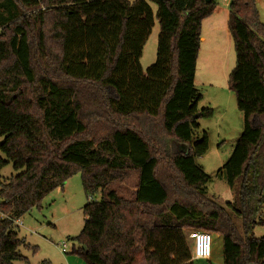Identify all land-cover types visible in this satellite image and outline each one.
<instances>
[{
    "label": "trees",
    "instance_id": "1",
    "mask_svg": "<svg viewBox=\"0 0 264 264\" xmlns=\"http://www.w3.org/2000/svg\"><path fill=\"white\" fill-rule=\"evenodd\" d=\"M215 9L214 0H0V166L21 171L0 184V264H29L16 222L75 173L87 203L71 254L86 264H193L191 231L221 238L222 264H264V236H252L264 225V25L254 0L228 3V89L243 127L219 172L233 201L209 198L195 164L208 139L193 143L194 116L213 112L198 109L194 77ZM131 175L127 196L111 189Z\"/></svg>",
    "mask_w": 264,
    "mask_h": 264
},
{
    "label": "rangeland",
    "instance_id": "2",
    "mask_svg": "<svg viewBox=\"0 0 264 264\" xmlns=\"http://www.w3.org/2000/svg\"><path fill=\"white\" fill-rule=\"evenodd\" d=\"M132 2L134 0H127ZM218 9H225L220 0H214ZM150 9L155 12V6L148 3ZM254 5L259 20L264 24V0H254ZM223 10L215 13L213 19L217 22L224 20L228 15ZM205 24V23H204ZM224 29V27L222 26ZM159 35L158 22L154 20L153 27L146 43L142 49L139 64L142 73L145 75L147 68L155 62L156 45ZM206 40L201 43L197 68L194 77V88L201 95L198 109H211L213 115L210 119H198L199 130L193 131V143L201 140L202 133L207 135L208 149L206 153L195 159V164L207 175L210 180L205 185V193L217 204L223 206L232 202L234 191L229 189L225 183L223 174H220L222 166L229 158L236 140L238 139L242 127L243 116L236 108L235 97L228 89V75L235 65V53L233 43L229 36V44L225 38L220 36L222 44L213 51V43L210 38V30L203 26L201 39ZM219 39V40H220ZM1 161H7L0 153ZM14 172L11 163L0 166V184H4L11 177L19 174ZM135 186L134 175L125 184H114L111 189H122L127 196ZM98 200V197L96 198ZM87 203L86 195L83 191L81 178L78 173L69 177L60 188L54 189L42 201L40 208H34L25 214L19 222L18 237L25 240L29 245L28 249H21V254L27 258L29 264H39L47 261L49 264H68V261L86 264L81 258L71 254L73 248L78 244L74 240L83 227L82 208ZM239 225L238 219H234ZM201 232V231H199ZM212 237L213 260L193 261V264H222V244L221 238L209 233ZM185 233V244L192 249V240L188 239ZM252 236L260 238L264 236V225L255 226ZM65 244L66 255L60 251V245ZM76 259V260H75ZM14 264H22L15 262Z\"/></svg>",
    "mask_w": 264,
    "mask_h": 264
},
{
    "label": "built area",
    "instance_id": "3",
    "mask_svg": "<svg viewBox=\"0 0 264 264\" xmlns=\"http://www.w3.org/2000/svg\"><path fill=\"white\" fill-rule=\"evenodd\" d=\"M223 3L228 4L230 0H221ZM18 221L16 222V224ZM188 239L192 240L191 260L211 261L212 252V237L209 233L191 231L187 235ZM62 254L66 253V245H60Z\"/></svg>",
    "mask_w": 264,
    "mask_h": 264
},
{
    "label": "crops",
    "instance_id": "4",
    "mask_svg": "<svg viewBox=\"0 0 264 264\" xmlns=\"http://www.w3.org/2000/svg\"><path fill=\"white\" fill-rule=\"evenodd\" d=\"M223 4H224L225 8H228V4H225V3H223ZM221 10H223V13L227 14V10H225V9H218L216 7L214 13L210 17H208L207 19H205L202 22V25H201V30H203V26L205 27V24H207V28H209V30H210V38H211V41L213 43V45H212L213 51L219 48V44H222V42H221L222 40L220 39V36L223 37V38H225V40L227 41L228 44H229V40H230L229 39V36L230 35H229L228 28H227V19H226V16H225L224 20L221 21V22L220 21L217 22L215 19H213V16L215 15V13H217V12H219ZM222 26L224 27V29L222 28ZM204 40H206V37L205 36L202 37L201 41L203 42ZM201 43H200V47H201ZM199 51H200V48H199ZM197 63H198V58H197ZM196 68H197V64H196ZM263 194H264V188H263ZM66 249H67V247H66ZM221 251H222V249H221ZM212 260H213V256H212L211 261ZM68 264H80V263L75 262V261H72V259H71V263L68 261Z\"/></svg>",
    "mask_w": 264,
    "mask_h": 264
},
{
    "label": "water",
    "instance_id": "5",
    "mask_svg": "<svg viewBox=\"0 0 264 264\" xmlns=\"http://www.w3.org/2000/svg\"><path fill=\"white\" fill-rule=\"evenodd\" d=\"M205 1H206V2H209V1H211V0H205ZM194 119H195V120L199 119V115L194 116Z\"/></svg>",
    "mask_w": 264,
    "mask_h": 264
}]
</instances>
